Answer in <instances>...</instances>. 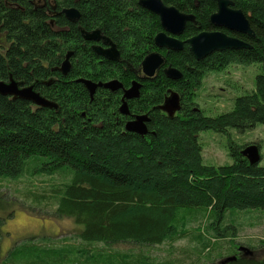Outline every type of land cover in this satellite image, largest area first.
<instances>
[{
  "label": "trees",
  "instance_id": "16d2710c",
  "mask_svg": "<svg viewBox=\"0 0 264 264\" xmlns=\"http://www.w3.org/2000/svg\"><path fill=\"white\" fill-rule=\"evenodd\" d=\"M162 1L195 15L182 38L213 29L209 16L216 11L215 0ZM230 1L248 18L254 36L239 37L250 47L213 51L201 59L187 45L162 49L166 63L182 72L172 80L162 70L149 78L139 72L143 57L157 50L153 39L161 26L138 0H55L58 10L79 11L76 22L62 12L49 16L48 2L0 0V33L7 44L0 47V79L12 74L24 84L35 83V90L57 105L41 107L0 94V179L17 178L29 166L32 172L68 174V181L52 189L49 212L80 227L78 243L26 239L3 256L0 218V264H184V257L154 258L133 248L185 237L188 231L176 227H185L178 223L181 209L206 212L194 235L200 246L194 250L197 262L206 251L208 264L233 255L225 264H264L263 244L260 257L239 250L255 247L237 242L239 227L227 215L236 210L264 214V166L250 163L242 152L245 144L231 140L230 163H205L198 137L206 129L244 132L264 125V0ZM95 33L102 39L93 40ZM104 41L115 46L113 59L94 48ZM69 50V72L52 70ZM231 64H258L254 90L236 96L230 110L205 115L195 102L203 77ZM79 77L117 78L125 85L140 78V95L129 107L148 113L147 133L124 129L119 93L101 87L90 98L85 85L75 81ZM169 88L181 97L173 115L158 107ZM121 245L133 247L121 251Z\"/></svg>",
  "mask_w": 264,
  "mask_h": 264
},
{
  "label": "rangeland",
  "instance_id": "374dc122",
  "mask_svg": "<svg viewBox=\"0 0 264 264\" xmlns=\"http://www.w3.org/2000/svg\"><path fill=\"white\" fill-rule=\"evenodd\" d=\"M6 41L0 33V47H5ZM260 72L258 64L247 66L231 64L219 71H209L202 79L200 88L196 91L195 102L205 115L213 116L232 108L236 96L254 90L255 75ZM202 145V156L205 163L224 164L232 161L229 155V141L245 146L256 144L260 155L259 165L264 166V125L257 124L254 128L239 132L228 128L226 133L210 129L198 134ZM64 173L32 172L27 167L17 178L0 179V218L3 221L1 251L4 254L14 245L27 240L44 241L54 244L78 243L75 235L79 228L72 218L56 217L51 214L52 189L69 180ZM42 196V197H41ZM44 196V197H43ZM40 199V201H38ZM40 203V208L36 205ZM38 206V205H37ZM42 206V207H41ZM44 206L47 210L44 209ZM264 213V211H262ZM227 215L239 227L237 242L255 247L253 255L262 256L264 245V214L253 211H233ZM178 223L185 227L178 229L188 231L182 238L168 239L161 245L152 247H133L121 245V251L133 247L148 251L154 258L184 257L188 264H208L206 251H202L200 262L196 261V250L199 243L194 235L203 226L206 212L186 211L181 209L177 215ZM42 243V242H41ZM100 246V245H97Z\"/></svg>",
  "mask_w": 264,
  "mask_h": 264
},
{
  "label": "water",
  "instance_id": "95a60500",
  "mask_svg": "<svg viewBox=\"0 0 264 264\" xmlns=\"http://www.w3.org/2000/svg\"><path fill=\"white\" fill-rule=\"evenodd\" d=\"M215 1L217 6L216 11L209 16L210 23L214 27L242 33L249 37L254 36L248 18L240 9L235 8L230 0ZM138 4L156 14L159 18L161 31L157 32L154 36L155 46L158 48H165L167 50L181 49L183 41H180L176 38V36L183 32L186 22L194 20V15L182 12L173 5H166L162 0H138ZM62 12L68 20L73 22L79 17V11L74 7L63 9ZM94 39L98 40V37H95ZM186 42L189 45L190 52L196 59H201L213 51L250 47L249 43L237 37L227 35L225 32L219 30L201 31L188 38ZM68 54L59 68L62 74H67L70 68L67 60ZM104 55H106V53ZM163 62V57L159 52H151L147 54L141 62L143 74L147 77H152ZM164 72L165 75L171 79H177L181 76L177 70L170 67L165 69ZM78 82L83 83L90 94H92L98 86L107 88L110 91L122 88L121 83L117 79L95 83L90 80L80 78L78 79ZM34 87L35 83L23 85L21 81L16 80L11 74L9 75L8 80H0V94L2 95L11 96L12 98H22L41 107H57L54 102L43 97L34 89ZM140 87L141 83L134 80L129 88H123V96L121 99L122 103L119 107V111L121 113H128L126 100L139 96ZM168 101L161 106V108L167 111L169 115H172L179 108L177 95L172 94ZM146 121H148L146 115L136 116L135 120L127 122L124 128L127 131L143 135L147 133V128L145 126ZM242 152L247 156L250 163H257L260 161V155L256 144L245 146ZM239 250L244 251L245 254L248 255L253 254L252 250L242 245L239 246ZM235 258L236 257L234 255L227 256L222 259L220 263L225 264Z\"/></svg>",
  "mask_w": 264,
  "mask_h": 264
},
{
  "label": "flooded vegetation",
  "instance_id": "af4514ba",
  "mask_svg": "<svg viewBox=\"0 0 264 264\" xmlns=\"http://www.w3.org/2000/svg\"><path fill=\"white\" fill-rule=\"evenodd\" d=\"M7 2H11L12 3V1L11 0H6ZM15 1V0H14ZM35 5H45V3L46 2H48L49 4H50V6H51V9H47V11H48V15L49 16H54V15H57V14H60L61 12H62V10L63 9H66V8H71V7H65V8H62V9H60V10H58L57 9V6H56V4H55V0H31ZM42 2V3H41ZM41 3V4H40ZM215 12V11H214ZM63 13V12H62ZM186 13V12H185ZM64 14V13H63ZM189 14H192V13H189ZM194 15V14H193ZM65 16V15H64ZM79 18V17H78ZM77 21V20H76ZM76 21H74V22H76ZM210 21V20H209ZM73 22V21H72ZM188 22H195V15H194V20L193 21H188ZM188 22H186V24L188 23ZM50 23H52V21L50 20ZM186 24H185V26H186ZM212 25V24H211ZM212 27H213V29H210V30H201V31H214V30H219V31H223V32H225L227 35H230V36H234V37H237V38H239V39H241V40H243V41H245V42H247V43H249L248 41H246V40H244V39H242L241 37H239V36H244L245 34H242V33H237V32H234V31H229V30H227V29H224V28H216V27H214L213 25H212ZM184 29H185V27H184ZM184 29H183V32H184ZM161 31V30H160ZM201 31H199V32H201ZM183 32L181 33V34H179V35H177L176 36V38H178L180 41H183V44H182V48L185 46V45H187L188 46V49H189V45H188V43L186 42V40L188 39V38H190V37H192L193 35H195V34H193V35H191V36H189V37H187V38H182V34H183ZM198 32V33H199ZM197 34V33H196ZM245 36H247V35H245ZM95 37H98V40L99 39H102L97 33H95ZM94 37V38H95ZM249 37V36H248ZM93 38V40H95ZM98 40H95V41H98ZM153 41H154V39H153ZM104 43L105 44H97L96 45V47H94V48H96L97 50H99L98 52L101 54V55H103L104 57H106V58H108V59H113L114 57H116L117 55H118V53H117V50H116V48H115V46L113 45V44H111V43H108V42H105L104 41ZM250 44V43H249ZM155 45V44H154ZM156 48H157V50H153V51H150L149 53H151V52H159L160 54H161V56L163 57V60H164V62H163V64L157 69V71L155 72V74L159 71V70H162V72L165 74V72H164V70L165 69H167V68H173V69H175V70H177L180 74H181V76H182V72L178 69V68H176V67H174V66H172L171 64H169V63H166V58H165V55H164V53L162 52V49H165V48H158L157 46H156ZM181 48V49H182ZM181 49H179V50H181ZM110 50V51H109ZM166 51H169V50H167V49H165ZM109 51V52H108ZM173 51H175V50H173ZM190 51V50H189ZM106 53V55H104L105 53ZM69 53V54H68ZM103 53V54H102ZM149 53H147V54H149ZM67 54H68V58H67V60H68V62H69V65H70V68H71V61H70V56H71V54H72V51H67V53L65 54V57H64V59H63V61H61L60 62V64L59 65H57V66H55L54 68H52V70H55V71H58V72H60L61 74H62V72L59 70V68L61 67V65H62V63L64 62V60L66 59V56H67ZM146 54V55H147ZM192 54V53H191ZM145 55V56H146ZM110 56V57H109ZM144 56V57H145ZM144 57H143V59H144ZM142 59V60H143ZM142 60H141V62H142ZM70 68H69V70H70ZM69 72V71H68ZM139 72L141 73V75H142V77H145V78H149V77H147V76H145L144 74H143V72H142V69H141V63H140V68H139ZM154 74V75H155ZM10 75V74H9ZM9 75H8V77H9ZM12 75V74H11ZM62 75H66V74H62ZM153 75V76H154ZM138 76V75H137ZM152 76V77H153ZM166 76V75H165ZM181 76L179 77V78H181ZM167 77V76H166ZM80 78H83V79H87V80H90V81H92V82H95V83H97V82H107V81H109V80H113V79H117V78H111V79H108V80H106V81H93V80H91V79H88V78H85V77H79V78H76L75 79V81H78V79H80ZM179 78H177V79H179ZM140 78H133V79H131V81H130V83L128 84V85H125L124 83H122L119 79H117L120 83H121V85H122V88H120V89H118V90H115V91H110L109 89H107V88H104V87H102V88H104V89H106V90H108L109 92H117V93H119V100H120V104H119V106H118V111H119V107H120V105H121V103H122V96H123V88L124 89H127V88H129L130 86H131V83L134 81V80H136V81H138V82H140L141 83V81L139 80ZM169 79H171V78H169ZM177 79H172V80H177ZM0 80H8V78L7 79H0ZM17 80V79H16ZM19 81V80H18ZM51 80L50 79H48V81H47V83H49ZM22 82V81H21ZM32 84V83H31ZM23 85H30V84H24L23 83ZM98 88H101V86H98V87H96V89H95V91L98 89ZM34 89H35V87H34ZM87 89V88H86ZM140 89H141V87H140ZM140 89H139V95H140ZM88 91V90H87ZM95 91L92 93V94H90L89 93V91H88V93H89V96H90V98H92V96L94 95V93H95ZM167 95L164 97V99H163V101H162V103H160V105L158 106L159 107V109H161V110H163L165 113H167L168 114V112L167 111H165L163 108H161V106H163L169 99H170V97L172 96V94H176L177 95V98H178V104H179V108L173 113V114H175L176 112H178L179 111V109H180V107H181V97H180V95H179V93L176 91V90H174V89H168V91H167ZM138 97L139 96H137V97H135V98H131V99H127L126 100V103H127V111H128V113H121L120 111H119V113L122 115V116H125L126 117V120H125V123H124V127H125V124L127 123V122H129V121H132V120H135V118H136V116H140V115H146L147 116V118H148V121H149V116H148V113H145V112H134V111H131V109H130V107H129V105L131 104V102H133V101H135L136 99H138ZM169 102V101H168ZM167 104H169V103H167ZM172 114V115H173ZM169 115V114H168ZM148 121H146L145 122V126H146V128H147V122ZM125 129V128H124ZM148 131V130H147Z\"/></svg>",
  "mask_w": 264,
  "mask_h": 264
}]
</instances>
